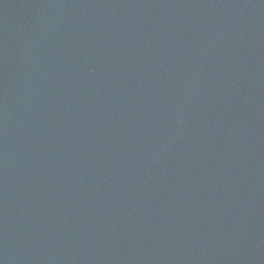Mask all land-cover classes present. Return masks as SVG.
Listing matches in <instances>:
<instances>
[{
    "label": "water",
    "instance_id": "water-1",
    "mask_svg": "<svg viewBox=\"0 0 264 264\" xmlns=\"http://www.w3.org/2000/svg\"><path fill=\"white\" fill-rule=\"evenodd\" d=\"M0 264H264V0H0Z\"/></svg>",
    "mask_w": 264,
    "mask_h": 264
}]
</instances>
